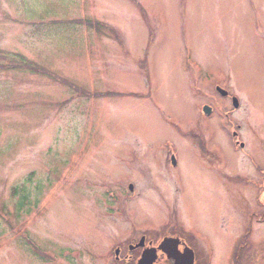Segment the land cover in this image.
<instances>
[{
    "label": "rangeland",
    "instance_id": "rangeland-1",
    "mask_svg": "<svg viewBox=\"0 0 264 264\" xmlns=\"http://www.w3.org/2000/svg\"><path fill=\"white\" fill-rule=\"evenodd\" d=\"M0 54V264L101 262L130 214L228 264L264 211V0H0Z\"/></svg>",
    "mask_w": 264,
    "mask_h": 264
},
{
    "label": "flooded vegetation",
    "instance_id": "flooded-vegetation-1",
    "mask_svg": "<svg viewBox=\"0 0 264 264\" xmlns=\"http://www.w3.org/2000/svg\"><path fill=\"white\" fill-rule=\"evenodd\" d=\"M167 157L171 168L176 169L178 156L175 159L171 152ZM262 185L264 186V182ZM175 189V192L180 194L177 184ZM255 202L259 203L261 200L255 199ZM259 204L264 207L263 204ZM126 216L127 220L122 224L123 235L112 241L106 250L97 256L101 262L65 264H213L210 260L218 248L214 246L207 233L194 227L187 228L181 220H161L160 216L159 219L151 217L146 221L144 218L137 219L136 214ZM263 217L264 211L259 215L249 208L248 217H244L247 222L244 220L234 222L239 229L225 233L229 234L230 242L227 247L228 264H264L263 258L256 254L254 241L251 239L253 224L261 223ZM224 223L223 219L219 221V227H223ZM214 228L216 232L214 235H219L216 226ZM222 249L224 253L226 248ZM257 258L261 262H258Z\"/></svg>",
    "mask_w": 264,
    "mask_h": 264
},
{
    "label": "water",
    "instance_id": "water-1",
    "mask_svg": "<svg viewBox=\"0 0 264 264\" xmlns=\"http://www.w3.org/2000/svg\"><path fill=\"white\" fill-rule=\"evenodd\" d=\"M217 91H218L221 95H225V94H226V92L223 91V90H221L220 88H217ZM233 105H234L235 107H237V102H236L235 99H233ZM203 111H204L205 114H209L210 109H209L208 107L205 106V107H203ZM130 188H131V186H130Z\"/></svg>",
    "mask_w": 264,
    "mask_h": 264
},
{
    "label": "trees",
    "instance_id": "trees-1",
    "mask_svg": "<svg viewBox=\"0 0 264 264\" xmlns=\"http://www.w3.org/2000/svg\"><path fill=\"white\" fill-rule=\"evenodd\" d=\"M1 55H2V54H0V56H1ZM29 64H30L29 62H28V63H25V66H26L27 68L31 69L33 66H32L31 64H30V65H29ZM26 67H25V68H26ZM23 195H24V194H23ZM25 198H26L25 195L21 197V200H20L19 203H18V207H19V208L22 207V204H21V203H22L23 200H25Z\"/></svg>",
    "mask_w": 264,
    "mask_h": 264
}]
</instances>
